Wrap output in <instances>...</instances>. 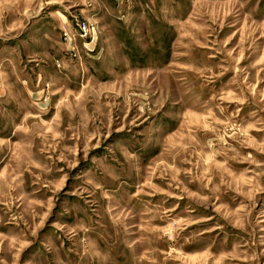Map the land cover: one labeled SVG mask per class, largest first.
Wrapping results in <instances>:
<instances>
[{"label": "rangeland", "instance_id": "rangeland-1", "mask_svg": "<svg viewBox=\"0 0 264 264\" xmlns=\"http://www.w3.org/2000/svg\"><path fill=\"white\" fill-rule=\"evenodd\" d=\"M0 264H264V0H0Z\"/></svg>", "mask_w": 264, "mask_h": 264}]
</instances>
